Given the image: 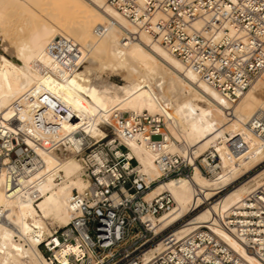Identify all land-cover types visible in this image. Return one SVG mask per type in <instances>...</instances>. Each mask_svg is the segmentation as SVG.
<instances>
[{
    "label": "bare ground",
    "instance_id": "1",
    "mask_svg": "<svg viewBox=\"0 0 264 264\" xmlns=\"http://www.w3.org/2000/svg\"><path fill=\"white\" fill-rule=\"evenodd\" d=\"M15 19L24 21L25 38L21 36L23 41L17 40L16 45L10 43L14 47L3 45L0 38L2 51L8 54L0 53V132L14 134L34 156L15 191H8L5 170H0V264H50L39 245L55 226L68 225L73 217L72 194L88 186L77 158V135L103 139L116 112H145L160 118L167 153L187 157L193 152L199 158L211 152L220 160V171L210 178L195 168L190 179H169L147 193V201L167 192L175 202L172 211L152 220L156 234L196 213L171 232L182 236L208 226L249 264H262L218 220L264 185V168L213 199L264 163V71L231 104L103 0H0V35L9 31ZM57 39L66 40L79 53L73 67L67 68L49 53ZM114 77L123 83L115 84ZM43 90L68 112V119H62L46 110V120L59 128L47 139L51 141L47 146L34 124ZM122 143L147 182L160 176L158 154L139 137ZM232 143L243 145L237 156L230 151ZM160 249L159 243L145 256Z\"/></svg>",
    "mask_w": 264,
    "mask_h": 264
},
{
    "label": "built area",
    "instance_id": "2",
    "mask_svg": "<svg viewBox=\"0 0 264 264\" xmlns=\"http://www.w3.org/2000/svg\"><path fill=\"white\" fill-rule=\"evenodd\" d=\"M103 1L132 25L152 35L185 68L231 104L264 71V0ZM48 51L67 68L79 58V53L64 39H57ZM39 101L42 106L34 124L47 146L51 143L47 139L59 128L46 120V110L50 108L62 119H68V112L50 92L41 91ZM261 124L264 126V112ZM112 128L99 141L77 135V158L88 186L82 193L72 194L69 206L73 217L68 225L53 229L39 245L50 264H249L208 226L178 236L171 231L156 234L152 223L172 211L175 202L167 192L147 201V193L169 179H190L195 168L210 178L220 171L216 153L207 152L199 158L193 152L187 157L167 153L163 121L145 112H116ZM134 137L158 154L160 176L154 181L147 182L138 172L136 158L122 143ZM229 148L237 156L243 145L232 143ZM32 156L34 151L25 143H18L14 134L0 132V170H5L9 192L18 189ZM218 222L249 255L264 264V185L252 190ZM159 243L161 249L146 257V252Z\"/></svg>",
    "mask_w": 264,
    "mask_h": 264
},
{
    "label": "rangeland",
    "instance_id": "3",
    "mask_svg": "<svg viewBox=\"0 0 264 264\" xmlns=\"http://www.w3.org/2000/svg\"><path fill=\"white\" fill-rule=\"evenodd\" d=\"M23 27H24V21L23 20H21V19H15L14 20V22L10 25V29H9V31L7 30V31H5V35L3 36V35H0V38L2 39L3 38V45L5 44V43H7L6 45H9V47H14L13 45L11 46V44L13 43H16L17 42V40H19L17 43H21L23 40V38L22 37H24V35L22 34V31H24L26 28L24 27V30H23ZM20 28H21V30H20ZM7 32V33H6ZM21 32V33H20ZM11 33V34H10ZM7 34V35H6ZM12 35H14V36H12ZM16 36V37H15ZM22 36V37H21ZM15 37V38H14ZM20 37V38H19ZM12 38V39H11ZM19 38V39H18ZM25 38V37H24ZM14 42H13V41ZM21 41V42H20ZM5 42V43H4ZM11 43V44H10ZM16 43V44H17ZM2 44H1V46H0V53L1 54H4L5 56H7L8 57V54H6L4 51H2ZM16 44H14V45H16ZM115 84H122L123 82L121 81V79L120 78H118V77H114V78H112L111 79ZM76 130H74V131H72V133L71 134H73L74 132H75ZM107 133H111V129L110 128H106V130H105ZM264 168V163L263 164H261L259 167H257L255 170H253L252 172H250L249 174H247V175H245V176H243L242 178H240V180H238L237 182H235L234 184H232L231 186H229V187H227V188H225L224 190V192L223 193H221V194H219V195H217L213 200H217L218 199V197L220 198L221 196H223L224 194H226L227 192H229L231 189H233L234 187H236V186H238L240 183H242V182H244V181H246V180H248L250 177H252V176H254L255 174H257L259 171H261V169H263ZM205 177V176H204ZM213 200H211V201H213ZM201 210V209H200ZM199 210V211H200ZM196 214V213H195ZM194 213H192V214H189L185 219H183V220H181L180 222H178L175 226H173L172 228H169L168 230H166V231H164V233H163V235L165 234V233H168V232H170V231H174V229H176V228H178V227H180V225H182L184 222H186V220L188 219V218H190L191 216H193V215H195ZM178 226V227H177ZM58 227H56L55 226V229H57ZM40 251H42V250H40ZM43 253V252H42ZM45 257V256H44Z\"/></svg>",
    "mask_w": 264,
    "mask_h": 264
}]
</instances>
